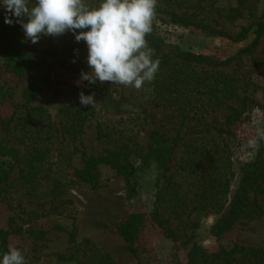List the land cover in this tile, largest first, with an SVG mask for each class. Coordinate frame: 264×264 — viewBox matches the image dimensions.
Instances as JSON below:
<instances>
[{"label":"trees","instance_id":"obj_1","mask_svg":"<svg viewBox=\"0 0 264 264\" xmlns=\"http://www.w3.org/2000/svg\"><path fill=\"white\" fill-rule=\"evenodd\" d=\"M236 4L235 8L220 14L224 13V18L235 21L242 17L244 10L248 11L246 26L241 27L234 36L218 29L217 21L214 26L203 22H194L192 25L208 35L225 37L234 42L244 40L252 30L256 37L251 46H255L264 31V23L248 0H237ZM164 15L168 20H165ZM3 20L0 18V53L5 63L29 70L34 75L23 101L13 107L8 117L1 114L7 94L0 88V191L7 186L13 170L18 169L17 177L9 184L15 185L16 191L20 193V201L28 205L52 207L62 201L61 197L76 180L87 183L93 190L101 186L100 168L104 166L116 176L124 177L127 183L126 198L131 201L137 196L132 178L142 170L141 166L148 159L153 158L162 168L161 176L167 171L165 163L168 149H150L143 156L135 137L122 130L121 121L96 123L97 137L102 139L107 148L99 156L85 157L81 169L72 167L71 157L78 151V134L82 132L85 121L93 116V108H62L59 112L62 124L56 126L44 108L33 106L32 103L46 88L67 85L82 89L55 75L57 71L62 75L76 73L56 53V45L64 43L86 51L87 47L83 41L75 42L72 33L58 37L42 36L33 44L25 40L19 26L7 24ZM156 22L189 25L184 15L179 18L177 14L168 13L159 6L156 8L152 32L147 40L160 60L159 71L151 84H146L138 91L147 103L154 108L174 110L184 120H201L210 113L225 110L227 114L223 126L214 128L218 132H223L225 128L230 130L235 126L237 129L248 126L250 112L254 108L260 109L264 118V94L257 100L250 82L243 76L219 71L217 67L224 62L166 43ZM48 59H52L55 68L48 63ZM83 83L90 87L88 91L100 90L98 82ZM235 139L236 142L230 145L234 144L238 148L245 142L248 145L246 149H251L248 136ZM223 147L230 150L229 144ZM252 150L254 156L238 164V179L230 194L234 173L228 159H223V167L217 166L219 160L215 152L196 145H186L185 159L179 168L183 174L182 180L173 179V175L167 176L156 194L155 208L151 212L146 213L130 206L125 219L114 228L127 243L137 263L264 264V247L234 246L208 254L195 240L197 225L211 211L217 216L209 229L210 236L214 238H220L243 220L264 217V209L257 201L258 197L264 195V166L261 159L264 145L260 142L259 148ZM185 174L191 175V180L184 177ZM20 213L27 217L24 223L30 221L29 212L21 209ZM58 228L66 233L69 246L50 262L114 264L88 239L77 241L74 231L63 226ZM38 234L43 238L44 232L39 231ZM7 237L8 232L0 229V251L6 249ZM158 237L169 244L166 256H159L160 250L155 246Z\"/></svg>","mask_w":264,"mask_h":264},{"label":"rangeland","instance_id":"obj_2","mask_svg":"<svg viewBox=\"0 0 264 264\" xmlns=\"http://www.w3.org/2000/svg\"><path fill=\"white\" fill-rule=\"evenodd\" d=\"M248 2L254 5L255 14L264 23V0H248ZM236 3L237 0H158L159 7L168 13L177 14L179 18L184 15L189 25L156 23L166 43L224 62L217 69L228 75L243 76L250 82L255 98L260 100L264 94V31L259 37L258 44L251 46L256 37L252 30L244 40L234 42L225 37L208 35L192 25L194 22L195 24L203 22L214 26V22L217 21L218 29L234 36L241 27L246 26L248 11L244 10L242 17L235 21L224 18V13L220 14L224 10L235 8ZM4 16L5 11L0 7V18ZM9 18L13 19L12 25L19 26L23 32L21 26L15 22V18L11 16ZM164 18L168 20L166 15ZM56 53L61 56L70 70L76 73L82 70L89 71L86 50L58 43ZM33 57L37 58L36 55ZM3 58L0 53L2 65L0 88L7 94L1 107V114L8 117L13 107L23 101L34 73L14 68L6 64ZM73 59L75 63L72 62ZM47 61L52 68L56 67L51 63L52 59ZM76 73L68 72L62 75L57 71L55 75L82 89L67 85L46 88L32 103L33 106L44 108L50 114L52 122L60 126L63 119L59 112L62 108L91 107L82 106L78 94L81 91L85 95L94 94V99L97 101L92 107L94 114L85 121L82 132L78 134V151L71 157L72 167L81 169L85 157L99 156L107 148L102 139L97 137L96 123L121 121L122 130L135 137L143 156L147 155L150 149L159 147L168 149L166 154L168 159L165 163L167 171L161 176L162 168L153 158L148 159L145 165L142 163V170L136 172L132 178L137 196L129 201L126 198L127 183L124 177L116 176L112 170L102 166L101 186L93 190L87 183L76 180L61 197L62 201L58 202V205L49 207L28 205L20 201V193L16 191L15 185L9 184L17 177L18 169H14L7 186L0 191V229L8 232L6 248L8 246L21 248L28 264H74L65 261L50 262L56 258V254H63L69 246L66 233L58 228L63 226L67 230L74 231L77 241L88 239L114 264H138L136 258L129 252L123 237L114 231L130 212L129 209L135 207L146 213L151 212L155 208L156 194L163 186L165 178L173 175V179L182 180L183 174L179 172V168L185 159L188 144L215 152L216 159L219 160L217 166L223 167V159H228L227 162H230V168L234 173L230 186L231 194L238 179V164L251 159L254 153L251 145V149H246L248 145L245 142L238 148L230 143L236 142L235 138L240 136H248L252 139L258 130L264 129L263 113L260 109L254 108L250 112L248 126L240 129L235 126L230 130L225 128L223 132H218L214 128L223 126L227 114L225 110L210 113L201 120H184L174 110L154 108L132 87L98 82L100 87L98 92L88 91L90 87L80 81V75ZM261 143L264 145V141ZM224 144H229V151L228 148L224 149ZM261 159L264 166V153ZM184 177L191 180L189 174L187 176L185 174ZM257 201L264 209V195L258 197ZM62 202L67 204L63 205ZM21 209L30 213L29 222L24 223L27 217L21 216ZM216 217L214 211H211L196 228L195 240L206 253H213L222 248L230 249L234 246L264 247V217L243 220L220 238H214L210 236L209 229ZM175 224L176 222L173 223ZM39 231L44 232L43 238L38 234ZM155 246L160 250V257L166 256L169 248L167 242L158 237Z\"/></svg>","mask_w":264,"mask_h":264},{"label":"clouds","instance_id":"obj_3","mask_svg":"<svg viewBox=\"0 0 264 264\" xmlns=\"http://www.w3.org/2000/svg\"><path fill=\"white\" fill-rule=\"evenodd\" d=\"M4 22L21 26L25 40L37 43L42 36L72 33L75 42L87 47L89 71L80 81L109 82L137 91L151 84L160 60L149 45L158 0H0ZM75 63V59L72 60ZM82 106H95L94 94L79 92ZM264 129L249 144L258 149ZM0 264H28L23 250L8 246L0 251Z\"/></svg>","mask_w":264,"mask_h":264}]
</instances>
